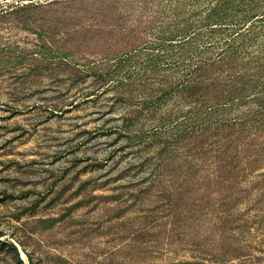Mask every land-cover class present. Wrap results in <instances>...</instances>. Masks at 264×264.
<instances>
[{
    "label": "rangeland",
    "instance_id": "rangeland-1",
    "mask_svg": "<svg viewBox=\"0 0 264 264\" xmlns=\"http://www.w3.org/2000/svg\"><path fill=\"white\" fill-rule=\"evenodd\" d=\"M50 1L0 0V264H264V0Z\"/></svg>",
    "mask_w": 264,
    "mask_h": 264
},
{
    "label": "trees",
    "instance_id": "trees-1",
    "mask_svg": "<svg viewBox=\"0 0 264 264\" xmlns=\"http://www.w3.org/2000/svg\"><path fill=\"white\" fill-rule=\"evenodd\" d=\"M86 1H90L91 2V1H97V0H67V1L53 0V1H50L49 3H47L46 5H48V6L57 5V4L77 5L79 3H84ZM99 1H103V0H99ZM118 1H122V0H118ZM136 1H138V0H136ZM37 7H42V6H40V4H39ZM16 8H20V7H16Z\"/></svg>",
    "mask_w": 264,
    "mask_h": 264
}]
</instances>
